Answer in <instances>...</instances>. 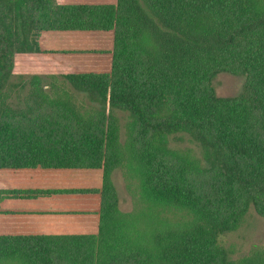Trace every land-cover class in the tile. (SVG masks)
<instances>
[{"label":"trees","instance_id":"1","mask_svg":"<svg viewBox=\"0 0 264 264\" xmlns=\"http://www.w3.org/2000/svg\"><path fill=\"white\" fill-rule=\"evenodd\" d=\"M18 54L98 108L41 82L13 106ZM250 207L264 218V0H0V264H264L218 240Z\"/></svg>","mask_w":264,"mask_h":264},{"label":"rangeland","instance_id":"2","mask_svg":"<svg viewBox=\"0 0 264 264\" xmlns=\"http://www.w3.org/2000/svg\"><path fill=\"white\" fill-rule=\"evenodd\" d=\"M26 59L21 54L14 56V67L7 88L13 106L21 105L31 86L36 82H41L49 95L57 90L67 92L71 96L72 102L82 111L98 108V104L90 101L84 94L75 91L61 79L52 76L50 72L29 64ZM243 83V77L226 73L217 75L213 80L215 92L221 97L236 96L241 91ZM113 114L119 121L120 140L124 141L125 124L129 119L128 114L119 110H113ZM168 147L179 151L190 150L191 155L200 159L201 163L204 164L199 147L186 134L170 135ZM111 180L116 190L118 208L121 212L130 213L134 207L140 205L137 200L135 181L129 179L123 170H114ZM175 214L177 215V213ZM218 240L223 248L232 251L230 257L233 260L248 255L254 248L264 249V218L260 217L253 207H250L241 225L234 231L221 234Z\"/></svg>","mask_w":264,"mask_h":264}]
</instances>
